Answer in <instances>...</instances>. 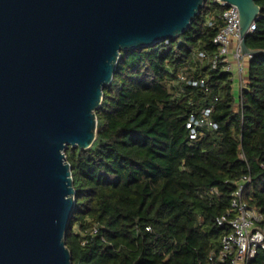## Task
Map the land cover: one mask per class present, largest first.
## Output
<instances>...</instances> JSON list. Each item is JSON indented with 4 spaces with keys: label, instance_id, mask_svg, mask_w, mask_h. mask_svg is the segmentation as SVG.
Listing matches in <instances>:
<instances>
[{
    "label": "trees",
    "instance_id": "trees-1",
    "mask_svg": "<svg viewBox=\"0 0 264 264\" xmlns=\"http://www.w3.org/2000/svg\"><path fill=\"white\" fill-rule=\"evenodd\" d=\"M255 1L261 13L246 44L262 51L247 65L241 105L231 72L197 67L219 97L217 129L199 140L187 122L211 94L177 80L197 51H218L220 26L207 19L224 6L205 2L182 34L122 50L96 111V140L66 149L77 200L66 233L73 264H216L211 254L230 230L217 219L244 176L242 197L264 216V0ZM214 187L218 194L205 193ZM249 264H264V248Z\"/></svg>",
    "mask_w": 264,
    "mask_h": 264
},
{
    "label": "water",
    "instance_id": "water-1",
    "mask_svg": "<svg viewBox=\"0 0 264 264\" xmlns=\"http://www.w3.org/2000/svg\"><path fill=\"white\" fill-rule=\"evenodd\" d=\"M207 0H0V264H73L69 145L90 148L122 50L185 32ZM240 11L246 35L255 0ZM79 264H83L80 262Z\"/></svg>",
    "mask_w": 264,
    "mask_h": 264
},
{
    "label": "built area",
    "instance_id": "built-area-1",
    "mask_svg": "<svg viewBox=\"0 0 264 264\" xmlns=\"http://www.w3.org/2000/svg\"><path fill=\"white\" fill-rule=\"evenodd\" d=\"M206 2H217L224 6L218 15H212L207 19L209 26H220V30L214 37L218 51L213 55H209L205 50L197 51L194 63L183 66L177 80L178 86L183 84L199 86L212 97L207 106L192 113L187 122L190 138L195 141L201 139L206 130L217 129V123L212 118V112L219 100L218 95L213 93L209 87L207 79L196 75L197 67L203 63H208L213 70L222 69L231 72L233 79L236 75L240 90L237 105H241L242 89L247 80L246 63L253 57L249 54L244 55L238 7L222 0H207ZM255 29L256 21L248 32ZM250 180L251 177L244 176L243 181L233 193L230 209L217 219L220 226L228 227L230 230L222 238V247L219 253L213 252L211 254V259H215L216 264H249L259 250L264 248V226L261 224L264 216L258 209L251 207L242 197L245 184ZM218 192L216 187L205 191L208 195H215ZM93 231L96 232L97 228H94Z\"/></svg>",
    "mask_w": 264,
    "mask_h": 264
},
{
    "label": "rangeland",
    "instance_id": "rangeland-1",
    "mask_svg": "<svg viewBox=\"0 0 264 264\" xmlns=\"http://www.w3.org/2000/svg\"><path fill=\"white\" fill-rule=\"evenodd\" d=\"M234 89H235L236 101L238 103L239 96H240V90H239V87H238V79L236 78V75L234 76Z\"/></svg>",
    "mask_w": 264,
    "mask_h": 264
},
{
    "label": "crops",
    "instance_id": "crops-1",
    "mask_svg": "<svg viewBox=\"0 0 264 264\" xmlns=\"http://www.w3.org/2000/svg\"><path fill=\"white\" fill-rule=\"evenodd\" d=\"M248 63H249V60L247 61V63H246V64L248 65Z\"/></svg>",
    "mask_w": 264,
    "mask_h": 264
}]
</instances>
